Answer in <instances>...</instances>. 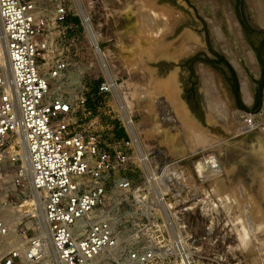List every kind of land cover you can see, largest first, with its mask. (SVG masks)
I'll use <instances>...</instances> for the list:
<instances>
[{
	"label": "rangeland",
	"instance_id": "obj_1",
	"mask_svg": "<svg viewBox=\"0 0 264 264\" xmlns=\"http://www.w3.org/2000/svg\"><path fill=\"white\" fill-rule=\"evenodd\" d=\"M34 1L38 10L50 19L58 3L65 5L68 10L69 18L64 24L68 26L66 35H60V28L55 24L51 25V47L45 53V59L39 63L44 71L49 69L54 56L67 58L71 63L68 89L74 85L84 91L88 97L87 107L91 108V113L78 122L79 129L87 135L98 136L102 144H110L112 148L124 138L117 136L118 130L123 129L127 135L124 139L131 136L134 141L132 160L137 161L139 156H147L149 159L147 166L142 165L143 171H128L134 179L129 194H120L117 190L108 193V206L122 233L127 235L139 231L142 223L146 222V217L141 218L140 212L148 216L150 210L147 203L154 196L159 199L162 196L166 202L162 205L163 211L170 214V234L183 235L187 239L191 264H264V155L255 152L261 150L258 136L264 138V89L260 104L257 103L259 84L264 75V34L253 32L244 25L239 13L240 0L210 2L216 8L215 16L222 20L221 27L225 35L230 38L221 8L224 1L228 2L244 40L255 54L257 72L252 71L241 57L253 94L250 103L243 98L236 68L221 50L210 29L207 20V17L212 16L209 14L210 6H207L209 3L201 7L195 0H82L90 18L87 24L83 21L82 14L80 15V4L76 0ZM246 6L248 15L253 20L249 1ZM76 7L80 13L75 10ZM163 7L174 10L184 19L175 36H168L163 45H170V41L189 31L195 38L190 43L199 49L178 59L165 54L153 59L145 57L144 69L131 68L129 65L137 58L136 53L131 52L137 46L135 38L139 35L137 27H133L137 20L136 13L148 9H165ZM127 10H130V16L125 14ZM205 30L209 47L227 64L219 61L209 49ZM98 43L104 46L103 51H96ZM234 49L237 52L242 50L240 46H235ZM205 55L210 60L219 62L196 60H206ZM201 64L207 66L222 84L227 94L225 108L228 106L229 113L216 115L209 114L206 110L200 84ZM105 80L115 83L113 90L108 95L97 98V86ZM167 82L173 88L177 104L181 105L180 109L186 110L191 121L197 123L195 130L184 127L180 122L183 119L178 123L167 120V109L159 106L166 95L155 89ZM236 86L238 96L235 94ZM118 99L126 100L134 107L133 122L140 133L143 147L126 124ZM150 105L153 107L148 112L145 109ZM257 109L259 110L255 112ZM244 111H250L254 115V123L249 127L240 116ZM197 130L204 135L205 142H197L194 138ZM205 156H214L222 172L213 174L204 162ZM163 159L178 162L175 176L179 184L175 183L176 188L170 184V201L165 198L167 188L154 182L155 177L151 175L155 170L153 163H160ZM6 170L7 168H3L1 171ZM3 186L7 185L0 184V190ZM144 186H148L151 192L146 193V197H142L145 196ZM3 190L10 204L6 207H12L16 211L25 210L26 207L22 205L34 199L31 186L15 188L8 185ZM143 198L146 199V206L137 202L139 199L144 201ZM119 199H123L121 204ZM38 201L34 202L36 205L27 208L28 212L20 211L23 212L17 226L20 239L13 234L10 235L14 236L11 239H24L22 230H26L28 238L40 234L41 228L36 226L35 221L39 220L43 210L40 200ZM137 206H141V210H137ZM42 229L47 230V226L44 224ZM50 248L48 250L52 252L49 255L53 257L54 253ZM184 263L188 264L186 259Z\"/></svg>",
	"mask_w": 264,
	"mask_h": 264
},
{
	"label": "built area",
	"instance_id": "obj_2",
	"mask_svg": "<svg viewBox=\"0 0 264 264\" xmlns=\"http://www.w3.org/2000/svg\"><path fill=\"white\" fill-rule=\"evenodd\" d=\"M67 16L62 3L50 19L34 0H0V43L3 38L11 71L10 77H0V184L31 186L40 194L56 264H185L184 259L191 264L187 239L170 234V214L160 203L164 200L154 196L147 203L150 212L148 216L140 212L146 222L136 233L124 235L117 226L108 193L129 194L134 179L128 171H143L142 165L132 160L131 136L112 148L79 129L78 122L91 108L84 91L74 85L68 89L71 63L67 58L54 56L47 71L41 67L39 61L51 47V25L65 36ZM2 50L0 45V58ZM114 84L101 82L97 98L111 93ZM240 116L245 125L254 123L251 112ZM23 146L26 158L20 152ZM160 161L153 163L154 182L167 188L165 198L170 201V184L174 188L179 184L175 176L178 162ZM7 186L0 190V205L5 207L10 205L3 190ZM143 191L142 197L151 194L148 186ZM143 199L137 202L146 206ZM119 200L121 204L123 199ZM25 233L22 230V243L11 239L8 223L0 218V264L44 262L46 239L28 238Z\"/></svg>",
	"mask_w": 264,
	"mask_h": 264
},
{
	"label": "bare ground",
	"instance_id": "obj_3",
	"mask_svg": "<svg viewBox=\"0 0 264 264\" xmlns=\"http://www.w3.org/2000/svg\"><path fill=\"white\" fill-rule=\"evenodd\" d=\"M77 3L80 4L81 7V14L83 17V21L85 23H89V16L88 13L85 11L82 0H76ZM139 1V0H138ZM201 7H204L207 3H209L210 10L209 14L212 16L207 17L210 29L213 33V36L216 39V42L221 46V50L225 53L226 57L229 59V61L234 65L236 68L240 81H241V87H242V95L244 100L247 103H250L252 100V90L250 86L249 77L247 74V71L245 69V66L241 62V57L244 58L246 65L252 70L257 72V62L256 57L253 51L250 50L249 45L244 40L243 35L241 33V28L239 27L237 23V18L234 16L232 8L228 4V2L224 1L221 5L222 11L224 13V21L228 27V30L230 32V38L227 37L225 32L223 31L221 24L222 20H219L214 13V9L216 11V8L214 7V4L210 2V0H195ZM249 1L251 4V9L253 11V20L254 24L258 26L264 27V0H246ZM145 4V3H144ZM143 4V5H144ZM218 5V4H217ZM153 7V6H152ZM166 7V6H165ZM163 7V8H165ZM217 7V6H216ZM157 8V7H156ZM140 10V9H139ZM221 10V9H220ZM130 10H127L125 14L130 16ZM208 13V12H206ZM178 14V13H177ZM174 10L170 9H151L146 11H140V13H136V22L134 23V28L137 27V31L139 35L135 38L136 45L134 46V50L131 51L132 53H136L137 58H135L132 63L129 65L131 68H140L144 69L143 66L145 65V57H150L151 59L157 57L158 55H170L169 57L173 59H178L181 56L187 55L189 53H192L194 51H197L199 49L198 46L192 45L190 42L195 39L192 33L189 31H185L182 33L177 39H174L170 41V45H163L166 41V38L170 36V38H173L175 36V33L180 25L183 23L182 16H178ZM205 15V14H204ZM0 36L3 37V31L0 24ZM101 43H98L99 46H95V49L97 52L100 50L103 51L104 46H100ZM160 44L162 46H160ZM0 45L2 46V53L0 58V77L8 78L10 77L11 71H10V62L9 57L5 49V41L2 38ZM158 45V46H157ZM160 46V47H159ZM235 46H240L242 50L237 52ZM132 50V49H131ZM134 53V54H135ZM134 56V55H133ZM136 57V56H135ZM105 62V61H104ZM128 66V67H129ZM107 68V65H106ZM130 68V67H129ZM200 68V69H199ZM199 71H200V84L202 87L203 92V99L206 106V110L211 113H223L224 115L226 113H229L230 110L225 108L227 105V94L222 87V84L220 81L215 77L213 73H211L208 70V67L201 64L199 65ZM106 71V70H105ZM108 72L110 73V68H108ZM111 75V74H110ZM154 89V88H153ZM156 90L164 92L166 97L164 101L159 102V106L161 105L163 108L167 109L166 116L167 120L178 123L179 120L183 119V121H180L182 124H184V127H188L190 130H195L197 123L191 121V118L189 117V114L186 110L180 109L181 105L177 104L176 96L173 92V88H171L170 83H165L162 87H155ZM115 90L117 91V87H115ZM114 90V91H115ZM119 98V96H118ZM120 108L123 113V118L126 122V124L132 129V132L135 134V137L137 138L139 144L141 147H143L141 139L139 138L140 133L138 132V129L136 128L134 122H133V113H134V107L129 104L126 100L118 99ZM152 105L150 107L148 106V109H145L146 111L152 110ZM182 108V107H181ZM138 111V110H137ZM217 115V114H216ZM215 115V116H216ZM211 117V116H210ZM222 117V116H221ZM220 117V118H221ZM226 117V116H225ZM166 118V117H165ZM185 119V120H184ZM224 119V117H223ZM246 125L247 127L251 126ZM200 131H196L195 133V139H197V142H205L204 135L202 133H199ZM264 134V133H263ZM258 139H260L261 143V150L255 151L256 153H261V155H264V138H261L258 136ZM134 142V141H133ZM139 149V148H138ZM142 150V149H141ZM144 150V149H143ZM21 154L24 158H26V152L25 147L23 146L21 149ZM143 152V151H142ZM140 161L141 165L145 164L149 161L147 156H139L137 157ZM204 162L207 164V167L210 168L211 172L215 175L222 172L220 165L217 163V159L214 156H205ZM197 168H200V165L196 164ZM153 175V172L152 174ZM154 177V176H153ZM33 190V188H32ZM34 192V199L32 201H27L26 204H23L22 206H25L26 209H20L19 211L15 210L12 207H4L0 209V218L5 220L9 225L10 234H13L14 236L19 237L17 235V226L20 223V219L23 212H28L30 206H33L38 200H40V194H38L35 190ZM158 201L164 200L162 196H160V199H157ZM39 202V201H38ZM162 205L166 203L165 201H160ZM36 205V204H35ZM38 205V203H37ZM20 213V211H22ZM32 213V212H31ZM35 213V212H34ZM33 213V214H34ZM36 216V215H35ZM38 217V216H36ZM39 218V217H38ZM260 223H263L260 221ZM36 226H39L41 228L40 234L37 236L41 238H45V243L47 245V253L48 257L44 260L45 263H51L56 264L55 257H51L49 254L50 252L48 249L50 248V237H49V231L48 229L44 230L42 229V226H44V218H43V212L40 214L39 220L37 219L35 221ZM46 225V224H45ZM13 236V237H14ZM11 237V238H13ZM48 238V239H47ZM23 239V238H22ZM21 239V240H22ZM20 242H24L22 240ZM49 240V241H48ZM52 248V247H51ZM50 248V249H51ZM53 250V249H52Z\"/></svg>",
	"mask_w": 264,
	"mask_h": 264
},
{
	"label": "water",
	"instance_id": "obj_4",
	"mask_svg": "<svg viewBox=\"0 0 264 264\" xmlns=\"http://www.w3.org/2000/svg\"><path fill=\"white\" fill-rule=\"evenodd\" d=\"M246 3H247L246 0H240L239 13H240V18H241L242 22L251 31L264 34V27L255 25L254 24V21L249 17L248 12H247ZM205 32H206V37H207V44H208V47H209L207 30H205ZM209 49L211 50V52H213L219 58V61H220V58H222V57L219 54H217L216 52H214L210 47H209ZM196 60H202V61H206V62H219V61H216V60H210L207 56H206V60L205 59H202V58H197ZM237 74H238V72H237ZM262 80L264 81V75H263ZM237 104H238V100H237ZM258 110L259 109H257L255 112H257Z\"/></svg>",
	"mask_w": 264,
	"mask_h": 264
},
{
	"label": "trees",
	"instance_id": "obj_5",
	"mask_svg": "<svg viewBox=\"0 0 264 264\" xmlns=\"http://www.w3.org/2000/svg\"><path fill=\"white\" fill-rule=\"evenodd\" d=\"M68 18H69V16H67L66 21L68 20ZM74 19L77 20V18H74ZM220 60H221L222 62H224V63L227 64V62H226L223 58H220ZM232 71H233V70H232ZM234 77H235V76H234ZM235 94L238 96V89H237V86H236V89H235ZM117 136H118V137H124V138H127V135H126V133L124 132L123 129L118 130Z\"/></svg>",
	"mask_w": 264,
	"mask_h": 264
},
{
	"label": "flooded vegetation",
	"instance_id": "obj_6",
	"mask_svg": "<svg viewBox=\"0 0 264 264\" xmlns=\"http://www.w3.org/2000/svg\"><path fill=\"white\" fill-rule=\"evenodd\" d=\"M263 89H264V81L261 80L260 81V84H259V90L257 92V103H258V105L260 104V101H261V98H262V91H263Z\"/></svg>",
	"mask_w": 264,
	"mask_h": 264
}]
</instances>
